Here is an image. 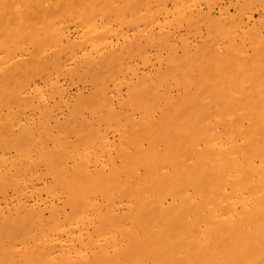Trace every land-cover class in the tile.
<instances>
[{
	"label": "bare ground",
	"instance_id": "bare-ground-1",
	"mask_svg": "<svg viewBox=\"0 0 264 264\" xmlns=\"http://www.w3.org/2000/svg\"><path fill=\"white\" fill-rule=\"evenodd\" d=\"M222 1L0 0V264H264V31Z\"/></svg>",
	"mask_w": 264,
	"mask_h": 264
},
{
	"label": "rangeland",
	"instance_id": "rangeland-1",
	"mask_svg": "<svg viewBox=\"0 0 264 264\" xmlns=\"http://www.w3.org/2000/svg\"><path fill=\"white\" fill-rule=\"evenodd\" d=\"M236 1H237V3H240L241 2V0H224V1H222V4H224V5H229L228 7H229V10H231L230 12H234V13H236L235 12V10H237V7H238V5H234V3H236ZM261 1L262 0H260V2H258V3H255V2H257V0H253V2H252V0H251V9L253 10H251L252 11V20H253V22H252V20L247 24L248 26H253V27H255V28H257V27H259L260 28V30L261 31H264V21H263V19H264V9L262 8V6L264 5H262V3H261ZM263 3H264V1H262ZM230 3V4H229ZM233 3V4H232ZM252 4H254V5H252ZM202 6H204V4H201ZM259 5H261V6H259ZM236 7V8H235ZM214 10H216V8L214 9ZM213 10V13H216V11H214ZM254 13V14H253ZM263 13V14H262ZM261 14V15H260ZM258 15V16H257ZM129 17V18H128ZM259 17V18H258ZM263 17V18H262ZM127 18H128V21L129 20H131V21H129L130 22V24H129V22L127 23L128 24V26L126 25L125 26V28H124V31H125V35H126V39L129 41V40H132V39H134V37H135V35H136V32H137V29L138 28H142L143 27V25L142 24H140L139 26H137V24L135 23V22H133V20H132V18H133V16H131L130 17V15L129 14H127ZM255 18V19H254ZM261 22V23H260ZM263 24V25H262ZM141 26V27H140ZM70 27H72V28H70ZM203 27V28H202ZM201 27V29H202V31H204V26H202ZM132 30V31H130V30ZM127 30V31H126ZM135 30V31H134ZM69 31H70V35L71 36H74V35H76V28H75V26L74 25H70L69 26ZM130 31V32H129ZM180 32H182V29H180L179 30ZM179 31H177V32H179ZM72 32V33H71ZM74 34V35H73ZM127 36H128V38H127ZM191 39H193V41H195V42H197L196 41V39L194 38V37H191ZM134 56V57H133ZM135 57H136V59H135ZM149 57H151L150 59L151 60H149ZM132 60H131V59ZM135 59V60H134ZM148 60L150 61V62H148ZM148 60L146 61V62H143L141 59H139V57L137 56V55H134V54H132V55H130L128 58H127V61H128V63L129 64H131L132 66H135L134 68H138L139 70L141 69V70H143V71H145V70H147V69H149V70H147L146 72H149V71H151V69H153V52H152V50H150L149 52H148ZM135 61V62H134ZM140 62L142 63V65L140 64ZM146 65V66H145ZM148 65V66H147ZM151 65V66H150ZM140 66V67H139ZM143 67V68H142ZM147 67V68H146ZM145 69V70H144ZM63 78V79H62ZM66 78V79H65ZM72 79H70L69 77H60V81H61V83L63 84H65V83H67L66 85L68 86V87H66L64 84H63V86L65 87V89H67L66 91H67V95H68V97H69V95L71 96V97H69V98H72V94H73V96L75 95V93L78 91V90H83L84 92H86L87 91V89L90 87L89 85H83L80 81H77V83L75 84L74 82H72L71 81ZM73 81H75V78H74V80ZM73 83V84H72ZM79 86V87H78ZM82 86V87H81ZM86 87V88H85ZM126 87L124 86V85H122L121 86V89H120V94L118 93V97H120V98H122V96H125L126 95V91H127V89H125ZM125 89V90H124ZM122 91V92H121ZM73 92V93H72ZM64 109V110H63ZM63 109H61L60 110V112L58 111L57 112V115H58V117H60L59 119L61 120L62 118H64L65 117V115H66V113H67V108L65 107V108H63ZM64 111H65V113H64ZM27 113H25V117H26V119H31V118H36V116H37V113L35 112V111H26ZM62 112V113H61ZM33 114H34V116H33ZM32 115V116H31ZM62 116H64V117H62ZM27 117H29V118H27ZM31 117V118H30ZM111 134V135H110ZM108 136H109V139H112V140H110L111 142H113V143H115V142H117V134L116 133H114L113 134V132H108V134H107ZM111 136H113V137H111ZM115 136V137H114ZM46 180H48V178L46 179ZM40 183V182H39Z\"/></svg>",
	"mask_w": 264,
	"mask_h": 264
}]
</instances>
